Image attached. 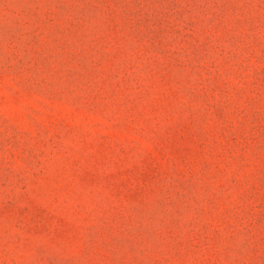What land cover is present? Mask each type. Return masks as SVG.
<instances>
[{
	"label": "rangeland",
	"instance_id": "374dc122",
	"mask_svg": "<svg viewBox=\"0 0 264 264\" xmlns=\"http://www.w3.org/2000/svg\"><path fill=\"white\" fill-rule=\"evenodd\" d=\"M0 264H264V0H0Z\"/></svg>",
	"mask_w": 264,
	"mask_h": 264
}]
</instances>
